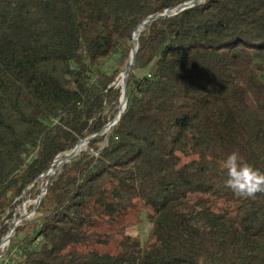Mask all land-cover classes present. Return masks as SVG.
Listing matches in <instances>:
<instances>
[{"label":"trees","instance_id":"obj_1","mask_svg":"<svg viewBox=\"0 0 264 264\" xmlns=\"http://www.w3.org/2000/svg\"><path fill=\"white\" fill-rule=\"evenodd\" d=\"M191 1L0 0V242L14 201L99 134L49 177L7 260L264 264V194L235 196L223 169L238 152L264 172V0H199L139 29L98 146L134 30ZM141 211L144 246L125 232Z\"/></svg>","mask_w":264,"mask_h":264},{"label":"rangeland","instance_id":"obj_2","mask_svg":"<svg viewBox=\"0 0 264 264\" xmlns=\"http://www.w3.org/2000/svg\"><path fill=\"white\" fill-rule=\"evenodd\" d=\"M113 62H111V63H113ZM127 64H128V62L119 68V75L116 78L114 85L115 84L118 85L117 80L119 79L120 75L125 71ZM135 74L137 75V77H141L142 72L137 71V72H135ZM118 89H120V88H118ZM120 91H121V89H120ZM108 109H106V111L104 112L105 115H108V111H109ZM108 125H110V123H108L106 126H104L102 131L100 132L101 135H105V140L102 143H100L98 146H103L105 144L106 137L110 133V130H108ZM96 135L97 134H92L90 136L92 137V139H94L95 137H97ZM85 150H86V148L83 151H85ZM61 158L62 157H59L58 159H61ZM46 182H47V178L45 176H43V177L41 176L39 181H38V184L35 188H32L31 186L27 187L25 192L23 193V195L14 201V202H16L17 200H20V203L16 206V208H14L12 210L13 214L16 211V216L18 217L23 212L26 213L25 214L26 218L23 219L20 223H18L17 227L21 226L24 221H31L34 218L35 215L33 213H31V211H32V208L35 204L37 197L45 192ZM8 212L9 211L7 210L2 215L1 219L10 228L12 225V222H13V216L10 219H6V215L8 214ZM151 228H152V225L146 219L145 212L141 211L137 216V221L131 227L127 228L125 230V232L127 235L138 238L140 240L141 244L144 246L150 241ZM23 237H24V234H20L15 239V242L20 241ZM9 248H10L9 243L7 245H5L4 247L0 248V264H4V262L7 260L8 256H10L12 254H16V251H14V250L11 251V254H10V252H8Z\"/></svg>","mask_w":264,"mask_h":264},{"label":"water","instance_id":"obj_3","mask_svg":"<svg viewBox=\"0 0 264 264\" xmlns=\"http://www.w3.org/2000/svg\"><path fill=\"white\" fill-rule=\"evenodd\" d=\"M198 1H199V0L191 1V2H189V3H185V4H181V5L177 6V7H175V8L172 10V12H170V10H167L164 14H160V15H157V16H155V17H148V18L144 19L143 22H142V23H141V24H140V25L134 30L133 37H132V48H131V51H130V59H129V62H128V64H127V67H126L125 71L121 74L122 79L125 80V81H124V88H123V90H121V100L123 99L124 109H125V106H126V96H125L126 78H127V76H128L129 71L131 70V68L134 66V63H135V55H136L137 47L134 48V41H135V40L137 39V37H138L137 31H138L139 29H141V31H143V30L145 29V27H146L148 24H150V23H152V22H154V21H156V20H159V19H161V18L168 17V16H170V15H174V14H176V12H181V11H183V10L189 9V8L193 7L194 4H195L196 2H198ZM117 89H118V86H117V85H114L113 91H116ZM120 104H121V101H120ZM118 114H120L119 111H118V113L115 115V117H117ZM121 115H122V114H120V116H119L118 119L114 118V120H113L112 122H110V125H113V126L116 125L117 122L120 120ZM98 135H99V134H98ZM98 135H96V136H98ZM91 139H92V137H91V136H88V137H87L86 139H84V140H86V142H87V144H88V142H89ZM84 140H83V139L80 140V141L76 144V146H75L70 152H68L67 154H65L64 157L61 158V160H60V164H59L57 167H54V165H55V163L57 162V159H58L59 157H57V158L53 161V163L51 164L49 170H48L47 172H45L44 174L41 175L42 177L45 176V177L47 178V182H46V185H45V192L37 197V199H36V201H35V204H34V206H33V208H32L31 213H33V214L35 213V211H36V209H37V207H38V205H39V203H40V200L44 197V195H45V193H46V190H47L48 179H49V177L52 176L53 174H55V173H56V172L62 167L63 164L70 162L75 156H77V155L80 154V153H78L79 145H80V143L83 142ZM86 146H87V145H86ZM13 216H14V219H13V222H12L11 228H10L8 234L5 235V236L1 239L0 247H1V245H3V244H5V243H8V242H9L10 238L13 236V234H14V232H15V229H16V227H17V223H18V222H21L23 219L26 218V215H19L18 217H16V211L14 212Z\"/></svg>","mask_w":264,"mask_h":264},{"label":"clouds","instance_id":"obj_4","mask_svg":"<svg viewBox=\"0 0 264 264\" xmlns=\"http://www.w3.org/2000/svg\"><path fill=\"white\" fill-rule=\"evenodd\" d=\"M227 172L225 186L240 198L255 199L264 194V172L244 161L238 152H232L223 162Z\"/></svg>","mask_w":264,"mask_h":264},{"label":"bare ground","instance_id":"obj_5","mask_svg":"<svg viewBox=\"0 0 264 264\" xmlns=\"http://www.w3.org/2000/svg\"><path fill=\"white\" fill-rule=\"evenodd\" d=\"M136 40L134 41V48H136V44H135ZM124 79H122L121 75L119 77V79L117 80V86H119L121 88V90H123L124 88ZM124 112V104H123V99L121 100V104H120V107H119V113L120 114H123ZM120 114L117 115V117H115L116 119L119 118ZM86 145H87V142L86 140H84L83 142L80 143L79 145V150H78V153L82 152L85 148H86ZM60 160L61 159H57V162L55 163L54 167H57L59 164H60ZM26 213L23 212L21 215H25ZM30 217V216H29ZM4 246V244L2 245V247Z\"/></svg>","mask_w":264,"mask_h":264},{"label":"built area","instance_id":"obj_6","mask_svg":"<svg viewBox=\"0 0 264 264\" xmlns=\"http://www.w3.org/2000/svg\"><path fill=\"white\" fill-rule=\"evenodd\" d=\"M114 126H115V125H114ZM112 127H113V125H108V130H110ZM104 145H107V138H106V141H105V144H104ZM104 145H103V146H104ZM16 217H17V216H16ZM13 219H14V216H13ZM18 223H20V222H18ZM18 223H17V225H18ZM10 228H11V227H10ZM9 230H10V229H9ZM8 232H9V231H8ZM8 232H7V234H8ZM7 234H6V235H7ZM3 237H4V236H3ZM3 237H2V238H3ZM8 243H9V242H8ZM8 243H5L4 246L7 245ZM4 246H3V247H4ZM0 248H2V245H1ZM4 264H13V262H11L10 260H6V261L4 262Z\"/></svg>","mask_w":264,"mask_h":264}]
</instances>
